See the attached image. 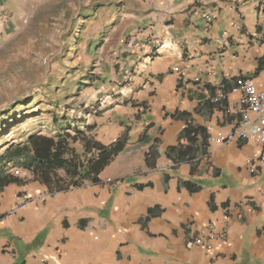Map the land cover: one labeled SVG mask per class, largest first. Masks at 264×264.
<instances>
[{"label":"crops","instance_id":"0c3cea01","mask_svg":"<svg viewBox=\"0 0 264 264\" xmlns=\"http://www.w3.org/2000/svg\"><path fill=\"white\" fill-rule=\"evenodd\" d=\"M76 1L88 26L75 45L103 61L108 92L90 134L106 146L127 135V147L98 184L6 186L0 264H264V170L251 168L260 146L217 141L243 118L235 79L264 69V0ZM189 128L197 155L176 160L168 148L187 145ZM209 222L225 239L208 237Z\"/></svg>","mask_w":264,"mask_h":264},{"label":"rangeland","instance_id":"374dc122","mask_svg":"<svg viewBox=\"0 0 264 264\" xmlns=\"http://www.w3.org/2000/svg\"><path fill=\"white\" fill-rule=\"evenodd\" d=\"M1 4L6 21L0 27V153L31 133L55 134L65 127L61 120L65 115L70 121L82 117L88 122L102 111L108 94L103 61L75 45L82 42L88 26V19L79 17L81 3L2 0Z\"/></svg>","mask_w":264,"mask_h":264},{"label":"trees","instance_id":"16d2710c","mask_svg":"<svg viewBox=\"0 0 264 264\" xmlns=\"http://www.w3.org/2000/svg\"><path fill=\"white\" fill-rule=\"evenodd\" d=\"M99 113L98 111L97 114ZM58 120L54 117L56 124ZM61 120L66 122L65 127L62 126L53 135L34 132L23 141L7 144L6 149L0 153V192L9 184H23L28 179L46 184L51 193L68 190L71 186L81 187L88 182L98 184L102 181L101 174L104 170L127 147V135L106 146L90 134L95 125L89 124L86 119L74 117L70 121L68 115H65ZM79 121L83 123V127L78 124ZM181 139H186L188 144L169 147L168 154L173 156L177 153L173 158L179 161L195 158L199 150L196 129L189 128L182 133ZM145 141L148 139L145 140L144 137L142 142ZM200 147H203L202 152L205 153L204 141ZM151 154L156 158L159 156L155 148L148 151V159ZM14 168L27 175L15 173L12 171ZM155 214V211H150V215Z\"/></svg>","mask_w":264,"mask_h":264},{"label":"built area","instance_id":"2783aa9c","mask_svg":"<svg viewBox=\"0 0 264 264\" xmlns=\"http://www.w3.org/2000/svg\"><path fill=\"white\" fill-rule=\"evenodd\" d=\"M0 7L3 8L0 0ZM206 30L213 28L215 18L206 16ZM6 21V14H0V27ZM134 48L142 49L143 43L135 40ZM233 92L239 94V111L243 118L227 133L218 135V142L231 140L253 141L260 148L251 158V168L257 171L264 170V69L250 76H238L234 81ZM45 194L37 193L35 195L22 194L18 195L16 201L11 207L10 212L14 213L22 207H25L31 201L39 198L42 199ZM208 237L210 239L224 238L227 236L226 228L220 232L217 231V225L214 222H209L207 225ZM202 247L209 248L208 241L198 238L195 241Z\"/></svg>","mask_w":264,"mask_h":264}]
</instances>
